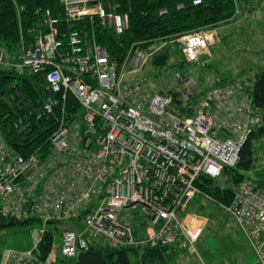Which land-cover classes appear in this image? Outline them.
Returning <instances> with one entry per match:
<instances>
[{"label": "built area", "instance_id": "built-area-1", "mask_svg": "<svg viewBox=\"0 0 264 264\" xmlns=\"http://www.w3.org/2000/svg\"><path fill=\"white\" fill-rule=\"evenodd\" d=\"M59 2L68 29L45 10L32 43L22 45L17 56L0 49V68L19 75L44 73L48 98L42 112H57L47 146L27 157L0 130V215L37 226L32 248L6 246L0 264H49L74 258L96 242L114 248L164 247L169 264H207L196 247L206 217H179V212L197 194L210 199L195 184L200 176L219 178L238 164L252 132V97L227 82L210 88L184 116L171 86L152 91L142 79H127L147 60L142 48L134 47L118 65L97 43L95 22L122 34L127 14L109 0ZM215 34L209 27L178 40L187 64L209 54ZM173 80L188 105L197 93L196 77L174 71ZM18 125L25 129L21 117ZM219 206L235 219L256 264H264V188L245 179L230 202ZM129 208H139L145 217L142 237L120 221ZM52 222L59 223L61 245L53 244V236L40 260L38 245Z\"/></svg>", "mask_w": 264, "mask_h": 264}, {"label": "trees", "instance_id": "trees-1", "mask_svg": "<svg viewBox=\"0 0 264 264\" xmlns=\"http://www.w3.org/2000/svg\"><path fill=\"white\" fill-rule=\"evenodd\" d=\"M109 0L115 10L127 14L128 27L122 34H116L97 22L93 31L96 41L106 49L109 58L121 65L129 52L139 46L148 54L142 69L149 68V74L157 78L172 69L181 71L187 64L182 54V44L178 41L183 35L212 26L226 25L236 20V15L248 4L249 0ZM50 10L52 16L64 25L63 10L59 0H0V49L8 56H17L22 45L34 41L40 13ZM80 25V24H79ZM77 27V26H75ZM90 31L91 29L88 28ZM198 81V80H197ZM227 83L216 82L202 86L198 81L197 93L188 105L182 104L177 87L173 88L174 101L184 116H189L201 97L212 87ZM232 83V82H231ZM252 97V132L244 143L240 160L236 167L225 168L222 175L234 186L250 179L248 171L253 168V139H264V67L244 76L236 83ZM153 91L164 92L155 89ZM48 98L44 73L17 74L12 69L0 68V130L8 144L20 155L27 157L32 152L45 148L56 127L57 112L45 114L42 104ZM71 107H76L72 98ZM260 116L257 127L254 117ZM18 117L23 119L25 129L16 126ZM255 120V122H254ZM260 178L255 182L264 188V167L255 170ZM195 184L203 194L219 203L228 204L233 188L223 186L218 178L200 176ZM207 199V198H206ZM17 224H30L16 221L0 215V234L7 227ZM53 230L47 229L38 245L40 260H44L50 251L54 231L59 232L57 224L52 222ZM5 240L0 235V252ZM137 258L138 264H169L171 256L164 247H127L114 248L102 243H94L86 251H80L74 258L61 257L49 264H131L128 252ZM37 264H45L43 262Z\"/></svg>", "mask_w": 264, "mask_h": 264}, {"label": "rangeland", "instance_id": "rangeland-1", "mask_svg": "<svg viewBox=\"0 0 264 264\" xmlns=\"http://www.w3.org/2000/svg\"><path fill=\"white\" fill-rule=\"evenodd\" d=\"M236 20L226 25L210 27L215 31L209 54L199 56L198 61L186 64L183 72L192 73L202 86L216 82L238 83L240 78L250 76L264 67V0H249ZM180 42V41H179ZM128 67H126L127 69ZM149 68L133 73L127 79H142L153 88L166 90L168 86L176 88L172 69L154 78ZM237 85V84H236ZM257 127L260 116L254 117ZM254 120V122H255ZM253 168L248 171L249 178L256 181L260 175L255 170L264 167V139H253ZM228 175H222L218 181L223 186L233 189L226 181ZM188 213H197L206 217L205 227L197 240L196 247L207 264H256L254 255L242 230L235 219L216 202L197 194L179 217ZM145 217L139 208L125 209L120 214V221L134 230V234L144 236ZM68 223V222H66ZM34 224H17L7 226L1 231L5 246L14 249H30L34 244L32 229ZM53 230V228H51ZM55 246H60V233L54 231ZM131 264H138V258L128 252ZM62 258V257H61ZM66 259V258H62Z\"/></svg>", "mask_w": 264, "mask_h": 264}, {"label": "crops", "instance_id": "crops-1", "mask_svg": "<svg viewBox=\"0 0 264 264\" xmlns=\"http://www.w3.org/2000/svg\"><path fill=\"white\" fill-rule=\"evenodd\" d=\"M20 250H23V249H20Z\"/></svg>", "mask_w": 264, "mask_h": 264}]
</instances>
